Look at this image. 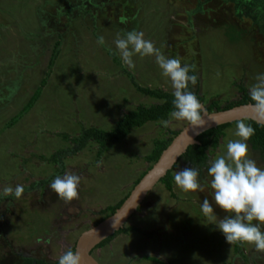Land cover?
Returning <instances> with one entry per match:
<instances>
[{"label": "rangeland", "instance_id": "obj_1", "mask_svg": "<svg viewBox=\"0 0 264 264\" xmlns=\"http://www.w3.org/2000/svg\"><path fill=\"white\" fill-rule=\"evenodd\" d=\"M196 4L0 0V196L6 187L24 186L19 199L10 195L0 202V264H20L26 257L58 260L103 219L100 210L129 193L152 165L147 155L154 141L187 124L172 121L173 127L165 128L162 120L148 121L100 155L94 140L75 149L72 138L82 127L110 129L124 113L158 102L137 86L173 92L153 56L134 55V70L122 63L114 43L118 36L143 32L166 58L195 65L197 95L206 109L238 100L239 85L249 94L257 75L264 74V38L249 19L234 16L231 4L210 0L194 11ZM100 36L103 45L97 42ZM42 79L38 98L19 114ZM235 131L236 124L223 130L217 146L209 149V160L226 151L229 139H238ZM248 146L250 158L264 169V160ZM186 167L178 161L172 188L157 182L128 218L126 225L141 231L120 232L92 249L98 264H264V253L252 245L228 244L203 216L205 198L217 223L226 215L215 207L207 169L198 177L204 191L184 193L175 185L176 171ZM66 172L81 176L79 199L71 203L49 187Z\"/></svg>", "mask_w": 264, "mask_h": 264}, {"label": "clouds", "instance_id": "obj_2", "mask_svg": "<svg viewBox=\"0 0 264 264\" xmlns=\"http://www.w3.org/2000/svg\"><path fill=\"white\" fill-rule=\"evenodd\" d=\"M97 42L103 45L104 37H98ZM114 43L122 63L129 70L135 68L134 55L153 56L162 75L170 80L174 110L170 113V119L161 121L163 127H173L172 121H186L192 128L205 125L204 106L196 94L189 90V84H197V76L189 74L195 71V65L182 66L180 59L166 58L153 42L144 39L143 32L129 31L123 37L118 36ZM249 96L257 122H264V74L257 75L256 83L249 88ZM254 134L255 129L250 124L244 120L238 121L234 133L238 139H229L226 151L208 161L207 173L211 177L215 207L226 215L217 223L213 204L207 198L201 204V212L218 227L228 244H248L254 246L257 252L264 253V231L261 230L264 225V169L250 158L247 143ZM101 164L102 161L97 162V166ZM198 177L199 171L196 168L186 167L176 171L174 182L184 193L202 192L204 188ZM80 182L79 174L66 172L62 177L56 176L49 187L58 199L71 203L79 199ZM23 193L24 186L21 184L16 185L15 189H3L4 196L14 195L16 199ZM58 264H82V255L69 248L58 257Z\"/></svg>", "mask_w": 264, "mask_h": 264}, {"label": "trees", "instance_id": "obj_3", "mask_svg": "<svg viewBox=\"0 0 264 264\" xmlns=\"http://www.w3.org/2000/svg\"><path fill=\"white\" fill-rule=\"evenodd\" d=\"M210 0H197V4L195 6L194 11H201L202 4L209 2ZM223 2L229 3L232 5L233 14L238 19H249L252 25L255 26L257 32H259L264 38V0H222ZM57 52L53 51L49 64H52L53 59L56 57ZM195 74L190 71L189 73ZM197 76V75H196ZM198 78V76H197ZM199 80L197 79V82ZM45 84V79L40 81L39 86L36 87L31 97L28 99L26 104L22 107L19 114L23 113L29 109L32 104L36 101L41 91L42 85ZM242 91V94L238 100L230 101L225 104L223 107L214 103V110L226 109L238 104H245L248 102L253 103L250 100V96L246 91V88L242 85H239ZM137 89L141 91L143 94L149 95L158 100L157 103H153L150 105H139L135 107V109L124 113L110 129H102L95 126H87L82 127L80 135L72 138L76 143L75 149H80L84 147L88 141L94 140L99 144V155L105 152L112 143H117L122 141L129 132L136 127H140L148 121H161L166 120L169 114L174 110L173 106V92L164 91L161 88H149L144 86H137ZM189 90L193 91L197 98L202 103L204 100L201 96L197 95L198 87L197 85L193 88L191 84H189ZM211 107L207 108V111H212ZM15 118L11 119L15 121ZM245 123L250 124L255 129V134L247 141L253 150H256L260 157L264 160V125L258 123L251 119H244ZM9 122V124L11 123ZM238 121H234L231 123L220 124L215 127L209 128L199 135H197V142L194 144H190L187 146L186 150L179 156L178 160L174 163L171 169H169L163 177L159 179L158 182L163 183L169 190L172 188V180L173 174L172 169L176 166L178 161L183 162L188 167H194L199 171L203 168L207 169L209 164V149L211 147H216L219 139L223 135V130L232 124H236ZM178 131H171V135L167 138H159L154 141V146L151 152L147 155V159L152 162V164L157 160L162 150L169 144L173 136H175ZM58 156H60V151L56 152ZM56 160L62 163L59 157L53 156ZM151 167V166H150ZM149 167V168H150ZM148 168V169H149ZM147 169V170H148ZM146 170V171H147ZM142 172L136 179L135 184L142 177V175L146 172ZM43 183L45 180L42 181ZM128 192L120 198L114 204L106 205L103 209H101L102 218H106L111 215L123 202V200L128 196ZM138 209V207H137ZM101 218V219H102ZM138 228L132 225H125L116 230L113 234L109 235L102 241H100L96 247L105 245L108 241L114 238L120 232H128V231H137ZM236 247V245H235ZM74 251V246L71 248ZM20 264H58V260L55 261H46L43 259H35L31 257H26L23 259Z\"/></svg>", "mask_w": 264, "mask_h": 264}, {"label": "water", "instance_id": "obj_4", "mask_svg": "<svg viewBox=\"0 0 264 264\" xmlns=\"http://www.w3.org/2000/svg\"><path fill=\"white\" fill-rule=\"evenodd\" d=\"M251 105L252 103L248 102L211 112L207 111L204 107L203 118L205 125L203 127L192 128L186 124L178 131L169 144L162 150L157 160L133 186L121 205L111 215L92 225L77 237L74 251L81 253L82 264H98L91 255L92 249L100 241L113 234L125 224L131 214L137 209L146 193L172 168L187 146L197 142V135L220 124L244 119H251L257 122L258 118L252 110ZM258 123L264 125V122Z\"/></svg>", "mask_w": 264, "mask_h": 264}, {"label": "flooded vegetation", "instance_id": "obj_5", "mask_svg": "<svg viewBox=\"0 0 264 264\" xmlns=\"http://www.w3.org/2000/svg\"><path fill=\"white\" fill-rule=\"evenodd\" d=\"M11 197V196H10ZM5 198H7V196H0V202L3 200V199H5ZM138 209H139V206H138ZM138 209H136V210H138ZM126 225V222H125V224L123 225V226H125ZM133 226V225H132ZM136 228H138V230L137 231H134V232H139V231H141L140 230V228L138 227V226H135ZM125 233V232H124ZM64 241V240H63ZM236 245V247L239 249V247H240V244H235ZM148 255H150V254H147V256Z\"/></svg>", "mask_w": 264, "mask_h": 264}]
</instances>
